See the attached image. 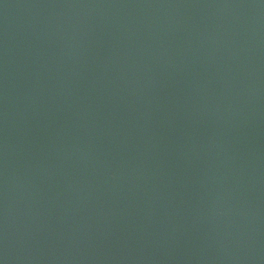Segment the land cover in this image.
<instances>
[{"label":"water","instance_id":"95a60500","mask_svg":"<svg viewBox=\"0 0 264 264\" xmlns=\"http://www.w3.org/2000/svg\"><path fill=\"white\" fill-rule=\"evenodd\" d=\"M0 264H264V0H0Z\"/></svg>","mask_w":264,"mask_h":264}]
</instances>
